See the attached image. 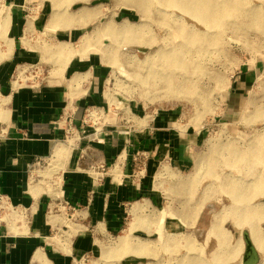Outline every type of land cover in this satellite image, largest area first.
Here are the masks:
<instances>
[{"label":"crops","instance_id":"0c3cea01","mask_svg":"<svg viewBox=\"0 0 264 264\" xmlns=\"http://www.w3.org/2000/svg\"><path fill=\"white\" fill-rule=\"evenodd\" d=\"M59 1L55 24L49 0L0 5V264H88L101 251L108 264H154L152 250L139 261L118 260L129 246L110 241L129 231L132 218L157 219L159 171L183 172L181 154L192 142L176 132L170 111L105 100L109 72L95 55L74 56L73 0ZM29 68L42 74L40 86L25 79ZM241 83L231 82L230 95L243 93ZM91 110L98 116L84 126ZM68 127L75 129L70 145ZM36 160L52 169L31 183ZM137 227L133 233H161ZM174 228L166 226V239L180 235L178 249L188 250L194 227ZM166 248L173 251V241Z\"/></svg>","mask_w":264,"mask_h":264},{"label":"rangeland","instance_id":"374dc122","mask_svg":"<svg viewBox=\"0 0 264 264\" xmlns=\"http://www.w3.org/2000/svg\"><path fill=\"white\" fill-rule=\"evenodd\" d=\"M81 1L73 0V17L86 8L98 18L90 21L89 25H84L81 30L82 24L73 23V33L74 31L80 33H77L78 42L73 44L75 45L73 54L84 55L88 50V56H97L98 62H101L105 70L107 69L110 77L105 100L108 103L129 101L159 111L163 108V114L166 113L164 110L170 111L176 132L181 137L190 138L192 142L191 148L188 149L193 161L190 163L186 160L180 169L183 172L177 174L165 169L159 171L160 176L153 187L163 198L157 208V219L152 223L147 220L146 226L138 224L137 227L139 231L140 226L143 228L158 226L161 233L150 235L125 231L114 236L110 243L127 245L125 242H128L129 249H133L137 244L147 242L149 244L147 252L150 255L152 250L154 264H186L184 261L181 262V258L192 257L211 259L210 254L214 249L218 250L219 246H216V239L210 233H207L205 238L206 245L202 246L200 242L202 240L199 239L205 237L204 223L211 225L216 215L224 212L230 205L228 195L217 191L216 184H220L226 177L243 183L251 178L249 175L246 176L243 164L226 167L225 159L231 156L232 150H247L260 136H264V119L260 117L252 119L257 110H264V0H207L216 3L221 9H226L229 4L237 2L240 11L247 13L243 15L230 13L218 26H204L203 23L196 21L190 10L171 7L161 0H127L128 3L140 1L144 4L147 14L142 17L130 4L123 6V0H89L87 3ZM197 2L198 0H193L194 4ZM62 7L68 8L71 5L65 4ZM109 23L120 28V40L127 38V29L133 31L135 36L139 37L138 40L134 44L123 41L117 43L113 37L105 36L101 30ZM134 24L136 26L129 28V25ZM125 25L126 28L123 27ZM181 26L186 27L188 33L180 32ZM96 30L99 31V36L96 35ZM192 33L194 37L201 35L200 45L192 41ZM174 34L177 36L176 40ZM178 44H184L188 49L186 53L188 68L186 71H176L175 75L178 84H181L180 79L187 78L189 84H186V91L189 95H185L184 99L165 98L160 86L152 89L140 84L139 76L144 78L151 72V67L148 68L142 63L143 56L153 57L158 45L169 48ZM94 47L99 51L91 54L90 50ZM107 48L111 53V59L103 52ZM149 62L151 64L150 59ZM215 79L218 82H215ZM227 80L230 83L228 88ZM238 80L242 82L243 93L230 95L231 82ZM162 165L167 166L165 163ZM257 168L253 173L260 171L264 175V168ZM206 188L209 193L204 195ZM198 201L202 202V205L191 204ZM190 205L195 208L191 223V228H194L191 230L195 232L193 241L197 243L199 250L185 249L182 252L179 250L181 236L169 235L170 238L167 240L166 226H177L174 229L180 231L181 227L185 228L186 225L181 220L174 223L171 218L165 215L162 217L159 212L168 206V210L173 211L174 215L177 211L182 214L181 206ZM223 227L229 231L232 242L241 239L244 249L239 258L242 260L245 250L242 233L246 230L234 229L231 219L225 220ZM260 227L264 229V223ZM124 236H127L125 242L121 240ZM169 241L174 243L173 251L166 248ZM102 252L95 255L88 264H108L107 252L104 253L105 256ZM124 253L122 251L123 255L117 257L118 260L124 259ZM256 254L259 263L262 258L258 252ZM149 255L141 257L149 258ZM144 262L150 264L152 261L146 259Z\"/></svg>","mask_w":264,"mask_h":264},{"label":"bare ground","instance_id":"6f19581e","mask_svg":"<svg viewBox=\"0 0 264 264\" xmlns=\"http://www.w3.org/2000/svg\"><path fill=\"white\" fill-rule=\"evenodd\" d=\"M53 4V14L50 18V23L55 24L61 17L63 16V12H59V0H49ZM72 1V0H71ZM77 1V0H74ZM80 1V0H79ZM89 0H82L81 2L87 3ZM165 4H169L171 7L180 8V9H188L193 13V17L199 23H203L204 26H218L220 25L222 19L230 14L234 13L235 15H243L237 5V2L233 4H229L226 9H221L216 3H212L207 0H198L197 4L193 3V0H161ZM131 5L134 9L138 11V14L142 17L147 14V8L140 1H134L132 3H128L127 0H123L122 5L128 6ZM247 14V13H246ZM98 16L93 12L87 10L86 8L80 10L73 20L78 22L89 23L90 21H94ZM1 24L4 23L3 18L0 17ZM136 26L129 25V28ZM126 28V25L123 26ZM120 29V28H119ZM119 29L117 27H113V24H106L101 33L105 36L113 37L117 43L125 42L127 44H134L139 37L135 36V33L129 29L126 30L127 38L120 40L119 38ZM180 32L188 33L186 27L181 26L179 28ZM96 35L99 36V31H95ZM190 34V32H189ZM175 40L176 35L174 34ZM193 42L200 45L202 42L201 35L193 36ZM141 40V38L139 39ZM143 42H141L142 44ZM146 45L149 46L148 43L145 42ZM157 51L155 52L153 57L143 56V64L147 65L148 68L151 67V72L144 78L140 79L141 85L149 86L150 88L161 87L163 96L165 98H174V99H184L185 95H189V92L186 91V84L189 82L187 78L180 79L181 84H178V80L176 78V71L182 70L186 71L187 66V56L186 53L188 49H186V45H171L169 48H165V46L158 45ZM91 54L97 53L99 51L97 47L92 48ZM88 53L81 55L79 54L76 58L87 57ZM106 54V57L109 56L111 59V53L107 48L103 51ZM83 56V57H82ZM151 61V64L149 62ZM189 64L190 59L188 57ZM157 66L158 68H155ZM231 77V76H230ZM215 82H218L215 79ZM226 88L229 87V80L226 81ZM256 113V114H255ZM252 119L260 117L264 119V110H257L255 112ZM261 137V136H260ZM260 137L253 142L250 146H248L247 150H232L231 156L225 159L224 165L228 166H241L244 165V170L246 171V176L249 175L251 178H248L246 183L241 182L240 180H232L229 177L224 178L220 184H216L218 186L217 191L224 192L229 197L230 205L229 207L221 213H218L214 218V221L211 222V225H208L206 222L204 223V229L207 232H210V235L213 234L216 239V246H219V249L212 254L210 257L212 260L208 262L204 258H181V262L184 261L186 264H230L232 262L238 261L237 264H241L242 260L240 255L243 253L244 245L241 242V239H237L235 242H232L229 236V231H227L223 227V223L225 220L231 219L232 226L237 231L246 230V233L249 237V240L253 246V249L258 252L261 256V260L256 264H264V229H261V224L264 223V175L259 171L256 174L253 173L257 167L264 168V136ZM263 148V150H262ZM183 153L181 156L187 159L190 163L193 161L190 151L188 148L183 149ZM207 159V158H205ZM204 160V159H203ZM193 163V162H192ZM215 185V186H216ZM209 191L206 188L204 191V195L208 194ZM255 202V203H254ZM254 203V204H253ZM191 204H199L202 205V202H195ZM198 205V206H199ZM243 205V207H242ZM168 206L160 213L162 217L165 215L166 217L171 218L174 223L179 220L182 221L186 226L189 225L191 227V223L193 222V214L195 213L194 206L183 207L181 206L180 210L182 214L177 211V214L170 212L168 210ZM183 208H185V212H183ZM172 210V209H171ZM163 222V221H162ZM147 225V221L145 219L140 218H132L128 225L129 232L133 231L137 225ZM185 226V227H186ZM158 227V226H157ZM177 227V226H175ZM159 228V227H158ZM174 228V227H173ZM183 229V227H181ZM196 235H192L190 239H186L185 246L188 247V250H199L197 243L193 241ZM127 239V236L123 237V242ZM205 242L202 244H205ZM172 242V241H171ZM127 245L128 242H125ZM144 244L136 245L133 249H127L125 252L124 259L125 260H134L139 261L143 258L141 256L149 255L147 252L148 243L143 242ZM181 243V242H180ZM174 244V243H173ZM179 244V242H178ZM179 245L177 246V248ZM175 249V248H174ZM263 255V256H262ZM150 256V255H149Z\"/></svg>","mask_w":264,"mask_h":264},{"label":"built area","instance_id":"2783aa9c","mask_svg":"<svg viewBox=\"0 0 264 264\" xmlns=\"http://www.w3.org/2000/svg\"><path fill=\"white\" fill-rule=\"evenodd\" d=\"M1 4H2V0H0V5ZM25 70L26 69H23L22 74L25 73ZM27 73H28V75H27V78H25V79L26 80H30L31 81V85H33V87L34 86H40L41 85L43 76H41L42 74L38 70H36L34 68L33 69L32 68H29V69H27ZM22 77H24V76H22ZM97 114L98 113L95 110L88 111L85 114V117L82 120L83 125L84 126L87 125V121L88 122L89 121H92L93 118L95 116H97ZM74 132H75V129L74 128H71V127H68L67 128L66 137H65V143L67 145H70V140H71L70 137L72 136V134ZM136 158L134 159V162L136 164H139L140 163V162H138V159L139 158L138 157H136ZM51 169H52V167H51V163L50 162H48V161H42V160H36L32 164V166L30 168V175H31L30 176V179H31L30 182L31 183H34V182L38 181L42 177L43 174H45L47 171H50ZM101 172L103 173L104 171H101ZM2 204H3L2 203V198H0V205H2ZM10 211L15 212L16 210L13 207H11L10 208ZM21 211L22 210H18L17 212H21Z\"/></svg>","mask_w":264,"mask_h":264},{"label":"water","instance_id":"95a60500","mask_svg":"<svg viewBox=\"0 0 264 264\" xmlns=\"http://www.w3.org/2000/svg\"><path fill=\"white\" fill-rule=\"evenodd\" d=\"M243 241L245 244V250L242 258V264H256L257 263V254L253 249V246L249 240V237L246 232H243Z\"/></svg>","mask_w":264,"mask_h":264}]
</instances>
